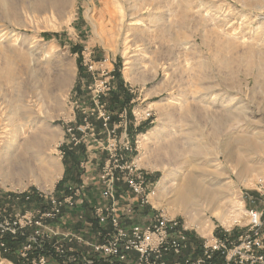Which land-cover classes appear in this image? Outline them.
<instances>
[{
	"label": "rangeland",
	"instance_id": "obj_1",
	"mask_svg": "<svg viewBox=\"0 0 264 264\" xmlns=\"http://www.w3.org/2000/svg\"><path fill=\"white\" fill-rule=\"evenodd\" d=\"M133 21L140 25L133 28ZM91 62L94 80L86 70ZM115 68L121 78L111 94L122 85L136 106L154 114L140 125L131 111L127 116L133 156L157 190L147 212L186 220L197 244L211 233L246 232L247 210L264 209V0H70L62 9L43 10L34 0H0V156L2 144H9V169L0 171V220L22 208L16 196L55 194V183L20 168L30 160L51 178L48 169L40 171L43 165L65 167L66 128L89 96L106 90ZM33 135L42 147L22 145ZM96 137L90 130L83 138L80 162L106 157ZM37 149L40 156L33 158ZM89 165L96 177L100 162ZM192 170L199 183L219 191L214 203H178L173 180L183 181ZM91 188L94 204L99 198ZM65 213L72 219L60 233H82L78 213ZM2 252L0 264H15Z\"/></svg>",
	"mask_w": 264,
	"mask_h": 264
},
{
	"label": "built area",
	"instance_id": "obj_2",
	"mask_svg": "<svg viewBox=\"0 0 264 264\" xmlns=\"http://www.w3.org/2000/svg\"><path fill=\"white\" fill-rule=\"evenodd\" d=\"M86 70L94 80L95 63ZM112 70L106 90L89 96L78 109L80 120L66 128L74 145L85 143L83 138L90 130L97 133L95 144L106 157L92 155L82 160L79 180L68 183L60 195L37 190L43 204L30 205V195L16 196L23 206H14L11 212L18 209L14 216L0 220V249L9 252L8 234L23 238L17 249L23 264H264V209L247 210L250 221L246 232L236 236L227 231L211 233L200 244L192 240L186 220L159 210L147 212L157 190L133 156L127 116L131 111L134 124L140 125L152 120L154 114L149 107L136 106L135 98L118 108L112 105L116 68ZM88 88L92 90V85ZM92 160L100 162L96 177L87 170ZM93 178L96 180L89 183ZM91 185L99 198L94 204L88 198ZM65 210L78 213L82 233L73 229L60 233V225L72 219ZM87 230L88 234H83ZM46 245L54 254L43 251Z\"/></svg>",
	"mask_w": 264,
	"mask_h": 264
},
{
	"label": "trees",
	"instance_id": "obj_3",
	"mask_svg": "<svg viewBox=\"0 0 264 264\" xmlns=\"http://www.w3.org/2000/svg\"><path fill=\"white\" fill-rule=\"evenodd\" d=\"M73 49L75 50V52H78L80 50L79 48L77 49L76 46L75 48L73 47ZM115 74H116L115 79L117 77L118 81H120V78H121L120 74L117 71L116 73L114 72V75ZM78 91H79V88H78ZM124 91H125V88L122 85H118V89H116L115 92L111 94L110 101L111 103L113 102L116 107H121L130 101L129 93L126 91L124 93ZM77 118L78 120H80V117H77ZM143 130H146V129L143 128L142 131ZM63 151L65 153V156L63 157V161L65 164V174H64V177L62 178L63 180L61 179L56 185L55 194L57 195L61 194V192L65 188L64 185L70 183L73 180L74 181L79 180L80 175H81V169L79 167V164H80L81 157L86 156V145L84 143L78 144V145H74L73 143H66L63 146ZM32 195L33 196H31L30 194V200L32 203L35 202L36 204L38 203L43 204L44 202L43 198H41L37 193L34 192V194ZM5 239H6L7 244L9 245V252H2L1 255L6 259H9V257H12V259L14 260H11V261L14 262L15 264H23L22 258L17 253V249L22 244L23 238L22 237H11V235L7 234L5 235ZM43 251L54 254V251L52 250L50 245H46Z\"/></svg>",
	"mask_w": 264,
	"mask_h": 264
},
{
	"label": "bare ground",
	"instance_id": "obj_4",
	"mask_svg": "<svg viewBox=\"0 0 264 264\" xmlns=\"http://www.w3.org/2000/svg\"><path fill=\"white\" fill-rule=\"evenodd\" d=\"M70 0H34V6L36 7V10H43V8H55V7H59V8H64L67 3ZM131 26H133V28H137L138 25H140L138 22L133 21L132 23L130 22ZM139 28V27H138ZM10 59V57H9ZM130 99V98H129ZM189 107V106H188ZM188 109V108H187ZM189 110V109H188ZM131 133V132H130ZM38 141V140H37ZM40 144H38L39 147ZM33 147V146H32ZM37 148V146H35ZM42 147V145H41ZM34 148V147H33ZM35 148V149H36ZM33 150V149H32ZM38 150V149H37ZM36 150V151H37ZM35 157H39L40 156V150H38L37 152H35ZM189 164H193L195 162V159L192 158L189 161H187ZM32 164H30V170L37 171V169H35V167L31 166ZM62 166V165H61ZM46 169H48V173L49 175L51 174V178H48L49 181L51 182L50 184H53L57 179L60 178L61 176V171L59 170L60 165L59 163H55L54 164V170H50L47 167H44ZM43 169V168H41ZM40 169V171H41ZM43 170V172H44ZM205 170H201L200 172H204ZM37 173H39V171H37ZM204 174V173H203ZM206 174V173H205ZM34 175V174H33ZM199 175L198 171H190L189 174L187 175L186 179H184L183 181H174L173 180V185H175L176 189H177V200L178 203L181 204V206L183 207H187L191 204H196L199 205L200 202H202L203 200H208L211 199L214 203V201L217 199L215 195L216 193H218L219 191L217 189H215V187L213 189H209L206 186H203L201 183H199V180H197V176ZM41 176V175H40ZM35 177V176H34ZM75 177V176H74ZM37 178V177H36ZM63 180V179H62ZM63 183V182H62ZM23 189V188H22ZM248 195V194H247ZM204 202V201H203ZM93 203V202H92ZM167 204V203H166ZM203 204V203H202ZM214 205V204H213ZM218 209V207H216ZM198 209V208H197ZM215 209V208H214ZM200 210V209H199ZM219 213V212H218ZM219 218V217H218ZM197 221V220H196ZM201 224V223H200ZM202 225V224H201ZM207 225V224H206ZM200 226V225H198ZM203 230V229H202ZM12 237V236H11Z\"/></svg>",
	"mask_w": 264,
	"mask_h": 264
},
{
	"label": "crops",
	"instance_id": "obj_5",
	"mask_svg": "<svg viewBox=\"0 0 264 264\" xmlns=\"http://www.w3.org/2000/svg\"><path fill=\"white\" fill-rule=\"evenodd\" d=\"M2 141H5V139H3ZM22 143L21 144L25 145V146H31L32 145L33 147H35V146H38V144L43 145L44 141L43 140L40 141L37 137H35V135H33L31 138L25 139ZM8 148H9V144L8 143L7 144H2V146H1L0 171H1L2 174H4L9 169V150H8ZM35 152H37V151L36 150L33 151V158H35L34 157ZM53 163H58V162L54 161ZM28 164H31V161L30 160H25V162L23 163V166L20 168V172H22V173L26 172L28 174L29 173V168H30ZM59 165H60L59 170L61 171V176H60L59 179H61L63 177L64 172H65V167H64V165H62V163H59ZM33 167H35V166H33ZM44 167H46V166L43 165L42 168L45 169ZM10 168H11V170H12V168L13 169L15 168L13 162L10 164ZM35 169H37V168L35 167ZM37 171H38V169H37ZM37 171H34V172L31 171V172H33V174H34L33 176H35V178L36 177H37V179L41 178V180L43 179V180H45V182H46V180H49L48 178H46V172H44L43 175H42L41 172L37 173ZM38 174H39V176H38ZM59 179H57L54 182L55 184L53 183L54 186H56V184L59 182ZM42 182H44V181H42ZM50 185H52V184H50ZM259 204L261 205V203H259ZM260 205H259V207L261 208ZM261 249L264 250V235H263V246L261 247Z\"/></svg>",
	"mask_w": 264,
	"mask_h": 264
}]
</instances>
